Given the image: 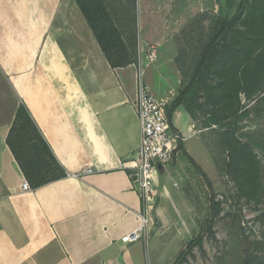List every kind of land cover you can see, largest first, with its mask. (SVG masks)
I'll return each instance as SVG.
<instances>
[{
  "label": "crops",
  "instance_id": "1",
  "mask_svg": "<svg viewBox=\"0 0 264 264\" xmlns=\"http://www.w3.org/2000/svg\"><path fill=\"white\" fill-rule=\"evenodd\" d=\"M187 19L167 9L139 15L144 53L113 67L76 0H0V264H173L200 232L201 174L179 148L156 164L149 236L122 240L142 209L131 177L142 139L138 75L158 99H175L165 70L175 66L174 38ZM21 104L66 177L23 187L7 143ZM172 118L192 156L186 142L195 120L184 106Z\"/></svg>",
  "mask_w": 264,
  "mask_h": 264
},
{
  "label": "rangeland",
  "instance_id": "2",
  "mask_svg": "<svg viewBox=\"0 0 264 264\" xmlns=\"http://www.w3.org/2000/svg\"><path fill=\"white\" fill-rule=\"evenodd\" d=\"M263 2L251 0L250 3L260 6ZM226 3V0H159V3L158 0H137L138 16L167 9L189 18L174 38L175 66L165 70L172 90L178 94L189 84L207 49L211 31L217 29L220 19L234 12V9L228 10ZM252 5L248 10H254ZM256 13L260 14L261 10ZM228 44L220 46L219 52L223 53ZM140 47L138 36L139 58L144 53ZM152 51L156 54V49ZM152 51H145L148 61ZM169 54L173 52H167L165 59ZM221 75V69L213 72L210 86L200 95L194 113L187 110L195 126L194 138L186 145L201 163L205 175H201L200 232L195 236L202 234V237L187 250L184 264H264V91L252 101L241 93L245 116L260 123L256 131L240 134L227 124H212L224 112H233L236 106L235 98L217 102L219 91L230 90L227 84L219 85ZM263 87L264 80L260 89ZM230 132L239 142L235 143ZM212 217L214 223L208 230Z\"/></svg>",
  "mask_w": 264,
  "mask_h": 264
},
{
  "label": "trees",
  "instance_id": "3",
  "mask_svg": "<svg viewBox=\"0 0 264 264\" xmlns=\"http://www.w3.org/2000/svg\"><path fill=\"white\" fill-rule=\"evenodd\" d=\"M85 15L105 55L113 67L126 66L139 61L138 54V6L137 0H76ZM228 10L234 9L220 19L217 29L211 31V38L205 53L201 57L194 74L187 85L170 105H166L171 128L176 131L173 113L179 106H184L191 114L204 91L210 86L213 72L222 71L219 85H228L229 91H219L217 102L228 98L236 104L233 112L218 117L212 124H227L238 133L254 132L260 123L245 116L241 99L244 93L249 101L256 99L264 87V2L251 4V0H226ZM252 5L255 10H248ZM250 8V7H249ZM257 14L256 11H260ZM229 44L223 53L220 46ZM253 45H255L253 47ZM218 54L221 56H218ZM233 72V73H232ZM232 96V97H230ZM246 99V100H247ZM225 104V103H224ZM228 104V103H227ZM245 120L257 125L254 130L239 131L238 124ZM235 143L238 137L230 132ZM7 143L11 148L19 167L32 188H38L67 176V171L59 162L48 141L31 116L29 109L21 104L14 123L9 131ZM179 148L183 149L201 175L202 167L185 150L182 140ZM241 171H245L240 166ZM216 203H212L214 206ZM214 217L207 229H211ZM200 236L194 237L177 257L173 264H184L186 252L196 245ZM251 262V260H250ZM254 264V263H251Z\"/></svg>",
  "mask_w": 264,
  "mask_h": 264
},
{
  "label": "built area",
  "instance_id": "4",
  "mask_svg": "<svg viewBox=\"0 0 264 264\" xmlns=\"http://www.w3.org/2000/svg\"><path fill=\"white\" fill-rule=\"evenodd\" d=\"M155 56V52L152 51L148 58L153 60ZM137 90L138 96L134 104L141 122L142 139L132 155L131 177L142 199V209L139 225L122 239L126 243L149 236L151 225L154 223L153 213L157 206L154 195L156 164L170 162L183 138L171 128L166 110L167 103L157 98L142 70L138 75ZM23 187L30 188L28 181L23 183Z\"/></svg>",
  "mask_w": 264,
  "mask_h": 264
},
{
  "label": "water",
  "instance_id": "5",
  "mask_svg": "<svg viewBox=\"0 0 264 264\" xmlns=\"http://www.w3.org/2000/svg\"><path fill=\"white\" fill-rule=\"evenodd\" d=\"M258 126L251 123L250 121L248 120H245L243 122H240L238 124V130L239 131H245V130H254L255 128H257Z\"/></svg>",
  "mask_w": 264,
  "mask_h": 264
}]
</instances>
